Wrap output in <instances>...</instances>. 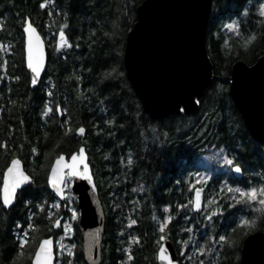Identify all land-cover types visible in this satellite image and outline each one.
<instances>
[{"label": "trees", "instance_id": "16d2710c", "mask_svg": "<svg viewBox=\"0 0 264 264\" xmlns=\"http://www.w3.org/2000/svg\"><path fill=\"white\" fill-rule=\"evenodd\" d=\"M143 1L134 0L135 8L125 22V7H131L132 0H0V186L13 156L20 159L35 181L24 188L10 209L0 207V264H31L42 239L53 237L57 241L61 231L52 223L55 219L63 221L69 212L66 200L58 202L49 191L47 174L57 156L69 157L80 146L88 154L105 215L100 264H157L156 240L165 215L172 219L164 234L173 243L181 264H200L201 260L204 264H239L243 240L253 232L264 233V212L253 213L241 205L224 207L212 222L204 220L203 215L216 205L200 213L191 206L177 210L178 204L192 198L194 190L189 191L188 185L197 179V173L212 177L207 185H195L205 187L204 203L221 183L259 187L264 182V145L251 137L228 95L233 64L241 60L250 66L264 55V20L257 15L258 4L264 0H212L206 38L212 82L196 113L159 121L144 113L123 64L126 36L136 22V8ZM41 2L46 3L44 9L39 7ZM245 9L248 15L243 14ZM26 18L43 36L48 53L44 76L34 89L30 88L24 62L22 28ZM232 20L240 25L239 36L223 28ZM62 24L67 25L65 32L72 47L57 51L55 38ZM253 33L256 40L245 47L247 37ZM92 39L98 43L91 45ZM116 39L120 41L116 46L120 52L118 64L107 60ZM77 43L79 48L75 47ZM112 67L121 70L123 77L107 78L106 72ZM75 75L82 76V80L76 81ZM15 76L20 80H13ZM91 87H95V94L87 91ZM48 91L53 93L51 97ZM46 102L53 112L43 116ZM57 104L66 109L63 116L55 113ZM102 107L106 111H101ZM107 119H113L115 126L105 125ZM64 120L69 123L63 125ZM81 126L85 133L78 136L76 129ZM33 147L36 154L32 153ZM220 147L242 164L245 171L240 179L218 166ZM129 156L131 165L127 164ZM25 200L29 202L27 207ZM227 203L223 199L221 206ZM73 204L76 207L75 201ZM37 205H43V210ZM165 206L169 207L168 213L163 211ZM242 218L254 219L256 224L239 225ZM130 219L137 223L128 227ZM16 223L22 228L16 229ZM189 227L192 232L181 231ZM121 229L123 236L119 235ZM18 232L28 233L29 242L22 256L14 241ZM217 234H227L234 247L214 246L212 239H218ZM71 235L68 250L74 255L69 257L68 251L59 255L56 247V263L67 264L71 259L72 264H86L77 220ZM130 237H137L139 243L130 244ZM189 237L182 256V242ZM200 244L205 246L204 254L196 251ZM125 247L133 255L130 262L123 252ZM209 248L212 250L207 251Z\"/></svg>", "mask_w": 264, "mask_h": 264}, {"label": "water", "instance_id": "95a60500", "mask_svg": "<svg viewBox=\"0 0 264 264\" xmlns=\"http://www.w3.org/2000/svg\"><path fill=\"white\" fill-rule=\"evenodd\" d=\"M211 6L212 0H144L136 8L133 31H129L126 36L123 64L126 77L144 113L151 120L159 121L177 116L174 104L178 98L185 100L184 115H192L198 110V106L188 102V96L196 91L201 93L202 99L213 79V67L206 45ZM39 35L45 57V67L40 77L42 80L48 53L45 40L40 33ZM25 56L24 52L26 68ZM26 71L30 84V71L27 68ZM30 88L34 89L31 85ZM228 95L251 137L264 145V55L250 66L241 60L233 64L228 78ZM70 158L71 155L65 156V162ZM55 160L56 158L53 163ZM85 163L93 176L86 149ZM21 167L25 171L22 162ZM232 174L238 179L242 177V174ZM23 187L26 188L27 185ZM201 188L204 189L203 204L205 187ZM48 189L59 202L64 201L56 196L54 189L49 186ZM70 192L78 210L77 228L82 240L84 261L86 264H100L105 215L98 190L94 192L86 181L74 179ZM193 195L194 191L192 197ZM93 233L99 234L98 242L91 235ZM51 238L53 264H56L55 240ZM165 247L174 264H179L173 243L167 239ZM156 262L166 264L159 261L157 255ZM239 264H264V233L253 232L243 240Z\"/></svg>", "mask_w": 264, "mask_h": 264}, {"label": "snow or ice", "instance_id": "6c2138e0", "mask_svg": "<svg viewBox=\"0 0 264 264\" xmlns=\"http://www.w3.org/2000/svg\"><path fill=\"white\" fill-rule=\"evenodd\" d=\"M39 7L44 9L46 7L45 2H41ZM135 8V2L132 0L131 7L126 5L125 7V22L129 20L131 9ZM59 14V13H57ZM244 15H248V10H244ZM49 15H52L50 12ZM257 15L264 20V2H259L257 8ZM132 22H135V18H131ZM137 26V24H136ZM67 25H60V31L58 34V39L56 41V49L59 51L61 48H71L72 45L69 43V40L66 36L65 28ZM223 28L234 32L237 36L240 35V25L237 23L236 20H232L230 23L223 24ZM130 32L133 31V28L129 29ZM22 32L24 35V52L26 53L25 61H26V68L30 71V85L34 88L38 86L41 82V72L44 70L45 67V57H44V50L41 44V37L38 33L37 28L33 25L30 18H26L24 21V26L22 28ZM92 37L96 36V32H92ZM105 36L108 33H104ZM256 34L253 33L247 37L245 42V47L248 44H251L253 41L256 40ZM80 39V38H78ZM98 43L97 40L92 39L91 45H95ZM119 39L112 41V46L110 51L107 53V60L112 61L114 64L119 63L120 52L116 47L119 45ZM76 48L80 47V44L75 45ZM85 71L91 72V69H85ZM241 71H244L241 69ZM107 78H116V77H123V72L119 70L117 67H112L110 71L106 72ZM13 80H20L19 76L12 77ZM71 79V77H68ZM76 81H81L82 76L75 75ZM103 82V81H100ZM88 92L95 94V87H91L87 89ZM53 93L51 91L47 92V96L51 97ZM188 102L199 106L202 103L201 93L193 91L188 96ZM104 101H101L103 104ZM44 112L42 113L43 116H47L49 113L53 112V108L50 107L48 102L44 103ZM174 109L177 115L186 114V106L185 100L177 99L174 104ZM101 111H106V108L102 107ZM66 112V109H63L59 104L55 106V113L63 116ZM207 113H204V116L207 117ZM69 123L68 120H64L62 122L63 125H67ZM104 124L107 125L109 128L115 126V121L113 119L104 120ZM167 127V126H165ZM71 130V129H69ZM207 129H203L202 131H206ZM98 131H102L98 129ZM76 132L83 135L85 133L84 127H78ZM108 135H112L111 131H109ZM165 137L167 133L164 134ZM123 143V141H122ZM6 146V145H2ZM21 148L24 147L23 144L20 145ZM32 153L36 154L37 149L35 147L32 148ZM216 160L221 168L226 169L227 171L236 173V174H243L245 169L242 167V164L237 162V158L235 155H229L227 149L224 147H220L219 152L216 155ZM123 163V161H121ZM133 163L131 156H129L127 160V164L131 165ZM74 179H79L86 181L90 186H92V190L95 192L96 185L94 183L93 176L90 174V170L88 164L85 163V149L81 146L77 151L71 153V158L69 161L65 162V155L61 154L57 156L54 163L51 165L50 172L47 174V185L55 190L56 196L60 197L62 200H66L68 206V212L71 213L69 220H76L78 213L77 211L70 207L71 200L67 199L66 190L70 188L71 182ZM212 179L211 175L209 174H200L197 173V179L191 183H189V191L194 190L193 197L188 200L186 204H178L177 210L188 208L191 206V209L200 213L202 209L208 210L209 205H216L214 210H208L204 212L203 219L209 222H212L214 217L218 216L222 213L223 208H235L237 205H241L246 208H250L251 211L257 212H264V182L260 184L259 187L257 186H229L227 184L221 183L220 187L217 189V192L208 198L207 203L202 204V193L204 191L201 187H195L197 184H204L207 185L209 181ZM262 181H264V177H262ZM35 181L31 178L29 174L21 167L20 159L13 156L11 158L10 163L7 164L4 172H3V180L2 186H0V207L3 209H9L10 207L14 206L15 202L19 198V194L24 191V187L29 183H34ZM135 191V189H133ZM223 199H227L229 203L226 205L221 206V201ZM28 201H24L25 206L27 207ZM259 205V207H257ZM37 208L43 210V205H37ZM55 207H59V205H55ZM163 211L165 213L169 212V207L165 206ZM51 216V213H49ZM32 216L28 217V220L31 221ZM172 217L170 215H165L163 218V222L159 225V233L158 239L156 240L157 244V258L161 262H166V264H174L173 258L170 254H168V248L165 247V243L167 242L168 237L164 234L165 233V226L170 222ZM184 219L187 220L188 217L185 215ZM69 220L61 221L60 219H55L52 223L53 228H60L63 225V233L64 236H67L73 231V225L69 222ZM264 222V221H262ZM137 221L135 219H130L128 221V227L135 225ZM256 221L253 219L249 221L248 219H240L239 225L242 226H254ZM16 229H21L22 226L20 223H16ZM28 227L31 228L32 224L29 223ZM51 230V229H49ZM181 231L192 232V229L189 227L186 230L181 229ZM213 231H215V225H213ZM123 229H121L119 235L123 236ZM95 240H99V234L93 233L91 234ZM218 239H212V243L214 246H228L234 247V243L229 242V238L227 234H217ZM191 237L189 239L183 240L181 246V255L185 254V248L189 245ZM14 241L18 245V248L21 250L19 255H23V249L28 244V233L24 232L20 234L19 232L15 234ZM58 248L61 250V253L65 250L66 246L62 242H56ZM129 243H139L137 237H130ZM72 247H75L74 245ZM119 251V249H117ZM212 249L209 248L207 251H211ZM196 251L200 254H204L206 249L204 244H200ZM124 254L126 255L127 262L133 260V255L130 252L128 247L123 249ZM68 256L72 257L74 254L71 250H68ZM32 264H53V240L51 237L42 239L39 242L38 247L35 249L34 257L32 258ZM67 264H72V260L69 259ZM122 264H126V262H122ZM178 264V262H177ZM200 264H204V261L201 260Z\"/></svg>", "mask_w": 264, "mask_h": 264}, {"label": "rangeland", "instance_id": "374dc122", "mask_svg": "<svg viewBox=\"0 0 264 264\" xmlns=\"http://www.w3.org/2000/svg\"><path fill=\"white\" fill-rule=\"evenodd\" d=\"M218 166H220L219 164H218ZM71 186V185H70ZM66 193H67V198L68 199H70L71 200V205H70V207H72V208H74L76 211H77V213H78V210H77V208L76 207H74V204H73V201H75V199L73 198V196L71 195V192H70V188L69 189H67L66 190ZM67 209H68V207H67ZM70 216H71V213L69 212V215L67 216V218L66 219H64V220H69V218H70ZM63 220V221H64ZM76 220H78V216H77V219ZM76 220H69V222L73 225V222L74 221H76ZM60 233H59V235L57 236V241L56 242H62V243H64L65 244V246H66V248H65V250L63 251L64 253L65 252H67L68 251V249H70V244L68 243V239H71V233L70 234H68L67 236H64V233H63V225H61V227H60ZM56 247H57V250H58V252H59V255H62L63 254V252L61 253V250L58 248V246H57V243H56Z\"/></svg>", "mask_w": 264, "mask_h": 264}, {"label": "flooded vegetation", "instance_id": "af4514ba", "mask_svg": "<svg viewBox=\"0 0 264 264\" xmlns=\"http://www.w3.org/2000/svg\"><path fill=\"white\" fill-rule=\"evenodd\" d=\"M189 260V259H188ZM183 261V260H182ZM179 264H181L180 262H179Z\"/></svg>", "mask_w": 264, "mask_h": 264}, {"label": "bare ground", "instance_id": "6f19581e", "mask_svg": "<svg viewBox=\"0 0 264 264\" xmlns=\"http://www.w3.org/2000/svg\"><path fill=\"white\" fill-rule=\"evenodd\" d=\"M196 212V211H195ZM58 239V238H57ZM181 253V252H180Z\"/></svg>", "mask_w": 264, "mask_h": 264}]
</instances>
